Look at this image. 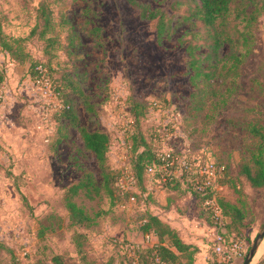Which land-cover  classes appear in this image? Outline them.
Listing matches in <instances>:
<instances>
[{
  "label": "rangeland",
  "instance_id": "rangeland-1",
  "mask_svg": "<svg viewBox=\"0 0 264 264\" xmlns=\"http://www.w3.org/2000/svg\"><path fill=\"white\" fill-rule=\"evenodd\" d=\"M139 2L161 9L162 22L127 0H0V264H59L55 255L64 264H136L130 244L147 248L145 211L183 217V234L191 237L192 229L206 244L192 260L219 264L189 191L169 190L150 174L148 196L132 202L113 192L111 173L106 181L108 170L84 148L81 127L109 133L115 185L130 168L137 131L156 150L225 163L229 184L221 193L244 213L240 219L233 211L229 230L246 247L262 231L264 188L240 172L258 141L253 124L264 126L262 0L233 2L218 22L226 41L217 51L197 15L199 0ZM34 62L52 65L66 83L74 106L68 119L52 116L54 101L28 73ZM68 199L86 220L73 222ZM173 250L179 259L172 264H188V251ZM263 252L264 238L256 256Z\"/></svg>",
  "mask_w": 264,
  "mask_h": 264
},
{
  "label": "trees",
  "instance_id": "trees-1",
  "mask_svg": "<svg viewBox=\"0 0 264 264\" xmlns=\"http://www.w3.org/2000/svg\"><path fill=\"white\" fill-rule=\"evenodd\" d=\"M236 0H199V3L196 5V12L199 16L200 20L203 21L204 25L213 32L214 41L210 43V46L213 47V51H217L219 47L225 44L226 39L222 37L219 32L218 22L222 18H226L229 12L232 9L233 2ZM127 2L136 8L141 10V15L147 19L155 20L159 19V22L162 21L163 11L161 9H151L148 5H142L139 0H127ZM262 8L264 9V0H262ZM46 25L48 23V19H46ZM245 42H250L249 35H243ZM4 47V45H3ZM3 47H0V51L3 50ZM7 49V48H6ZM9 51V50H8ZM10 52V51H9ZM206 59H214V56L210 53H207ZM242 62L241 57H237L235 61V67L238 68ZM38 65H43L50 76L51 84L53 90L58 93L60 105L55 107L52 112V116L56 117L57 120L68 119L74 113L73 102L67 96V88L66 83L59 75L58 70L52 67L45 62H34L33 65L29 68L28 73L33 77L36 74V67ZM194 66V64L192 65ZM136 121H138V117L140 116L138 113L135 115ZM82 142L84 148L91 152L99 166L105 170L107 168L108 173L104 174V179L108 181V176L111 173L112 179V189L113 192L118 191L122 195H127L128 200L131 194H134L136 198L139 196L142 197L144 194H149L147 189L148 179L150 174L148 173V167L150 166H158L161 162L158 157V153L162 150L155 149L154 143H149L146 141L145 137H143L140 131L133 136L132 150L133 156L131 158L130 169L134 172L136 177L137 190L133 192H122L118 185L116 184L117 173L111 172L110 166L107 162V152L111 144V137L109 133L105 130H89L87 128L81 127L80 129ZM251 132L254 136L258 138L255 147L251 151V157L248 162H246L240 172L241 175L245 176L246 181L249 182L250 186L253 188H264V126H258L253 124L251 128ZM260 140V141H259ZM170 153L179 155V152L175 150H171ZM195 160L197 158L193 157ZM200 163H204L202 160H198ZM216 164H225L217 161H213ZM226 165V164H225ZM158 175V174H156ZM229 168L226 165V170L219 177L218 184L225 185L229 184ZM159 176V175H158ZM162 183L169 187V190L180 192L181 194H186L188 191L191 193L193 198L195 199L196 204H199V208L197 209V214L199 217L205 222L207 227H213L214 221L211 217V213L209 209L205 206L204 202L206 198L210 195L209 193L203 194L197 188H195L189 181L183 178H167L163 180L161 177ZM84 185V182L81 181L77 185L73 186V190H76L81 185ZM75 187V188H74ZM68 209L70 211L71 219L73 222H83L87 219V215L84 212L83 208L76 205V203L72 202V200L68 199ZM218 202L221 205L223 215H224V225H223V234L231 239H241L238 235V231H230L229 229H235L232 226L236 218L233 216V211L235 212V216L242 219L244 217V213L239 206L231 205L224 195H218ZM170 207V205H167ZM231 209V213L229 211ZM203 210V212H201ZM142 223L141 230L142 232H151L157 237V247L147 246L145 249H138L136 251V258L131 257V262H136V264H172L179 259L178 254L173 248L180 253L188 251L190 260L188 264H197L196 261L192 260V256L199 252V247L195 244L186 242L180 235L178 229L172 227L168 222L164 221L160 216L152 213L151 211H145L141 214ZM168 240V243L164 241ZM244 240V239H242ZM245 241V240H244ZM251 242V241H250ZM251 244L247 246L246 252L250 249ZM55 259H60L59 264H64L62 257L60 255H55ZM158 258L159 261L155 263V259ZM58 264V263H57ZM259 264H264V259L261 260Z\"/></svg>",
  "mask_w": 264,
  "mask_h": 264
},
{
  "label": "built area",
  "instance_id": "built-area-1",
  "mask_svg": "<svg viewBox=\"0 0 264 264\" xmlns=\"http://www.w3.org/2000/svg\"><path fill=\"white\" fill-rule=\"evenodd\" d=\"M36 74L32 77L34 83L39 87L41 94L52 98L54 107L60 105L59 96L53 90L51 79L47 69L43 65L36 67ZM160 164L148 167L149 174H158L163 180L167 178H183L197 188L203 194L209 193L204 204L209 209L214 221L213 227H207V239L213 248L216 260L219 264H230L235 258H244L246 255V243L242 239H231L223 234L224 215L221 205L218 202V195L223 189L218 184V179L226 170L225 164H216L213 161L200 163L187 155H176L170 151L158 153ZM118 186L122 192H133L137 190L136 177L129 167H124L118 180ZM129 200L134 202L136 197L131 194ZM155 235L151 232L144 233L146 246L156 248L158 243ZM139 246L130 244L131 254L136 258V251ZM159 261L158 258H156Z\"/></svg>",
  "mask_w": 264,
  "mask_h": 264
},
{
  "label": "crops",
  "instance_id": "crops-1",
  "mask_svg": "<svg viewBox=\"0 0 264 264\" xmlns=\"http://www.w3.org/2000/svg\"><path fill=\"white\" fill-rule=\"evenodd\" d=\"M183 217H181L179 220H174V219H163V220H165L166 222H168L172 227H174V228H176V229H178L179 230V232H180V235H181V237L186 241V242H189V243H192V244H195V245H197L198 247H199V252H198V254H197V256L199 257H201L203 254H205L206 253V247H205V243L203 242V241H201V240H199L197 237H193V234H192V229H189L190 231L189 232H191V237H186L184 234H183V232L181 231V227H182V221H183V219H182ZM182 222V223H181ZM255 235H256V233H255ZM254 235V236H255ZM262 241H263V239H262ZM262 241L260 242V244L262 243ZM260 244H259V246H260ZM259 246H258V248H257V251H256V253L259 251ZM256 253H255V255H254V262L255 263H257V264H259L260 262H261V260H263L264 259V252L263 253H261V254H258L257 256H256ZM241 262V259H239V258H236V259H234L233 260V264H239ZM198 263V262H197ZM251 263V262H250Z\"/></svg>",
  "mask_w": 264,
  "mask_h": 264
},
{
  "label": "water",
  "instance_id": "water-1",
  "mask_svg": "<svg viewBox=\"0 0 264 264\" xmlns=\"http://www.w3.org/2000/svg\"><path fill=\"white\" fill-rule=\"evenodd\" d=\"M263 238H264V227H263L262 231H260L256 235V237H255L250 249L248 250V252L246 253V255L244 257V260H243L242 264H250V262L252 261L254 255H255V253L257 251V248H258V246H259V244H260V242L262 241Z\"/></svg>",
  "mask_w": 264,
  "mask_h": 264
}]
</instances>
